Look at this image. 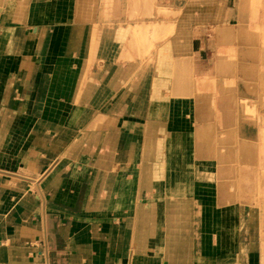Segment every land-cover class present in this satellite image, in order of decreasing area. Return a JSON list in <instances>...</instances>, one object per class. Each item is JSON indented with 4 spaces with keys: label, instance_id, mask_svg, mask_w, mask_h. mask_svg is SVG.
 <instances>
[{
    "label": "crops",
    "instance_id": "crops-1",
    "mask_svg": "<svg viewBox=\"0 0 264 264\" xmlns=\"http://www.w3.org/2000/svg\"><path fill=\"white\" fill-rule=\"evenodd\" d=\"M41 6L0 2V264H261L264 224L255 219H264V204L250 189L257 180L221 175L218 158L197 143L212 118L207 105L186 111L188 100H171L156 109L138 65L135 74L126 62L87 67L91 33L80 30L81 15L59 24ZM217 22L234 28L238 17L225 6ZM240 70L264 65L238 61L233 71ZM241 84L237 96L257 102ZM248 84L259 87L256 78ZM226 109L219 104L215 116L218 137L235 127ZM153 126L191 152L173 164L183 167L172 170L183 190L168 199L182 205L161 206L159 189L144 192L145 133ZM235 135L257 143L255 129ZM224 183H247L248 191ZM160 214L194 216L182 248L161 233Z\"/></svg>",
    "mask_w": 264,
    "mask_h": 264
},
{
    "label": "rangeland",
    "instance_id": "rangeland-1",
    "mask_svg": "<svg viewBox=\"0 0 264 264\" xmlns=\"http://www.w3.org/2000/svg\"><path fill=\"white\" fill-rule=\"evenodd\" d=\"M28 1L40 2L42 13H55L59 24L63 16L81 15L80 30L86 31L89 27L91 33L89 56H86L85 62L87 67L94 61L100 64L105 61L116 64L126 62L132 65L129 68L138 65L143 89L148 91L151 88L150 100L154 101L156 109H166L171 100H188L186 111L192 105L198 106L199 102L207 105L212 118L207 120L206 135H196L197 143L206 150L209 148L210 156L218 158L222 165L219 168L221 175L230 177L235 174L242 180H247L249 176L256 179L255 184H250V189L255 186L257 204H264V71H233L238 61L254 59L264 65V0ZM49 1L53 2V6H47ZM0 2L9 3L11 0ZM225 6L229 12L234 10L238 17L234 28L217 22ZM31 9L32 6H29L27 11ZM83 20H89V23ZM233 31L237 32L236 35L246 32V37L238 39ZM98 50L103 53L98 54ZM111 73L115 74L114 83L119 78V71ZM130 73L135 74L136 70H130ZM238 73L241 75L239 78ZM249 78L259 81L255 91L251 92L247 87ZM239 82L245 90L257 96V102L237 96ZM219 104L227 106L226 110L236 118L230 120L235 127L218 137L217 122L220 120L215 116ZM180 110L184 117L185 109L182 107ZM254 129L257 131L255 146L249 147L244 140L238 142L235 139L238 131L246 135ZM198 132L200 134L202 130L198 129ZM211 134H214L213 137H210ZM211 143H218L219 147L213 149L209 147ZM179 145V141L166 135L162 128L153 126L145 133L144 192L150 194L152 190L159 189L161 206H168V202L182 205V200L168 199L183 190V184L174 180L172 174V170H182L183 167L173 164H179L191 154L189 148ZM152 163L157 165L151 166ZM233 185L224 183L229 191H248L247 183ZM158 218L160 228L166 231L161 233L170 240L174 235L176 246L182 248L189 231L186 227L193 222L194 216L160 214ZM243 218L241 225L247 215ZM255 220L263 226L262 216L257 215ZM189 233L193 234V229ZM261 251V264H264V247Z\"/></svg>",
    "mask_w": 264,
    "mask_h": 264
},
{
    "label": "bare ground",
    "instance_id": "bare-ground-1",
    "mask_svg": "<svg viewBox=\"0 0 264 264\" xmlns=\"http://www.w3.org/2000/svg\"><path fill=\"white\" fill-rule=\"evenodd\" d=\"M264 172V171H263Z\"/></svg>",
    "mask_w": 264,
    "mask_h": 264
}]
</instances>
